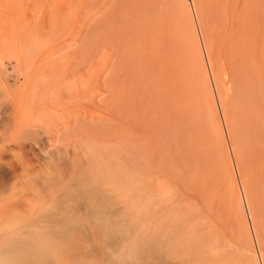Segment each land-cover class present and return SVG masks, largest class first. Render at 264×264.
Masks as SVG:
<instances>
[{
    "label": "rangeland",
    "instance_id": "rangeland-1",
    "mask_svg": "<svg viewBox=\"0 0 264 264\" xmlns=\"http://www.w3.org/2000/svg\"><path fill=\"white\" fill-rule=\"evenodd\" d=\"M3 1L5 2V0H0V5H1L0 6V18L7 20V18L10 15L13 17V18L11 17L12 22L14 20V17L17 19V21L14 20L13 23L11 22V20H9L11 22V25L12 24L15 25L16 22H18V21H19V23L22 24V27H20L21 24H18V26L20 25L19 27L17 25H15V26L18 28V29H16L17 30L16 33L18 32L17 34H19V32H20L19 35L22 37L21 38V37H18L19 35L18 36L16 35L17 40L20 42H21V40H23V42H21V43L26 42V43H24L26 45H24V44L22 45L23 49L26 51V52H24L25 54L23 53L24 56H23V54H21L22 52H19L21 57H23L25 59V62H26L25 65L27 64V66H25L23 64V66H22L23 70L27 69L28 71H30L29 73H31V74H29V75H30V77L32 76L34 83L37 79H40V82L43 81L42 83H39V80H38V82H36L35 85H37V83H38V84H42L43 86H45L44 83L45 84L47 83L50 86H52L53 84L51 85V83H53L54 80H52L53 82L51 81V83H50V81H48L47 75H46L47 79L42 80V77H44L45 74H49L53 77L54 74L52 75V73H50V72H53V73L56 72L59 74L58 75L55 73V75H54L55 81H56V79H58V78L59 79H58V81L54 82V84L57 82L61 83L60 78L62 80L66 79L65 80L66 82L62 81V83H64V84L61 83V86L63 88V89L61 88L62 91H59V94L61 92L62 97L64 98V100L60 99L63 101L64 106H65V104H68L69 101L72 102V101H74V99H77V100L81 99L80 101H78L80 103H78L77 100H75L76 103L74 101L73 104L69 102L71 104V107L72 106L73 107H75V106L80 107L81 106L82 107L81 109L77 108L79 110V112H77L76 108H74V111L77 113H71L74 111L70 110L71 111L70 112L69 108H68V110L65 107H64L65 110L63 109V111H66V110L69 111L67 113L68 114L71 113V116H73V118H75V119L70 118L71 116L69 117V115L64 112L63 114L66 115L65 117H69L68 119H70V122H71V120L76 121V122L73 121V127L74 128L71 127L68 132L63 133V136H65L64 138H66V137H67V139L70 138L72 141L73 140L74 141L78 140L80 142L83 141L84 143L86 142L85 144H87V142L93 143L91 141L96 139L97 142L94 140L95 141L94 143H97V144H96V146L94 144H92L93 145V147L91 146L92 148H94V147L97 148L99 146L98 142L101 143V145L104 147L107 145V147H110L109 149H112L111 147L113 146L112 152H114V151L115 152H114V156L112 157L111 162L114 165L115 171H116V173H115L116 179L113 182L114 185L112 184L113 185V192H114L113 194H117L120 196H130V198H132L134 195L141 194L140 193L141 192V185H139L137 182H134L132 180V178H130V176L128 175V171H129V167H130L131 163L133 162L132 164H136V158L138 159V157L141 155V154L140 155L138 154V156L136 155V158L134 159L136 149H134L135 152L132 151L133 144L139 140L136 137V133H135V135L133 134L134 132H137V131H134V129L131 128V127L135 126L136 122L138 123V121H139V124H140V125L138 124L137 127L141 126L144 123L141 127L145 128V124L147 122L146 117L149 116L148 119L150 118V120H148L149 123H147V124H153L154 126H156V127H154L155 129L158 127V125L161 126L164 124L163 127H160V126H159L160 128L158 127L160 129V131L161 132L165 131V132H163V134L165 133V135H166L167 130L169 129L168 133H167V135H168L167 137H170L169 133L171 134V132L174 134V136H173V134H171L172 135L171 136V144L172 143L174 144L176 141L178 143L181 142V140L183 141V142L179 143V145L181 144L180 147L177 146L178 144L176 142L175 143L176 145L174 144L176 149H173L174 145L173 144L171 145L169 143L170 138H168V140L166 138L164 140H161L162 142L164 141V143H163L164 145L162 146V142H161V144H159L160 146L158 145L159 146L158 150H161L163 148L161 151H163V150L167 151V152L163 151L161 153L163 156H164V154L167 153L165 155V158H167V157L172 158L169 160L170 163L173 159L176 160V158H174V157L177 156L178 160H179L177 162H179V163H177V167H175L176 169L175 168L172 169L171 172L168 171V170H170L167 168L168 166H165V164L163 165V163H161V164L163 166H165L164 168H166V169H164L162 167L161 168L160 167L155 168V167H158L157 165H159L160 162L165 161V159L163 157H161L162 156L161 153H160L161 156L158 154L159 151L157 153V151H156L157 147L154 144V139L155 138L158 139L159 137L161 138V136L160 135L155 136L154 139L152 136V134L157 133L159 129L157 128L156 132H155L152 129L147 130V128L150 127L149 125H148L149 127H146V129L141 128V127H140L141 129H139V128L135 127L138 130V132H137L138 137H141L143 132H144L143 135L147 134V136H145L144 138H141L142 141L139 140V142H141L143 144H147V143L150 144V146H148L149 145L148 144V145H144V147L142 144H140L141 146L138 145V148L142 147L147 151H148L147 148H149V151H150V152L148 151V154H147V151H144V149H142V148H140L139 150L137 149V151H139V152L141 149L144 151V154L142 153L141 157L143 155H145L147 157H145V156H143V157L149 160V158L154 154V152H156L157 154L156 153L155 154L157 156L158 155L160 156L159 159L161 158L160 161L158 159H156L157 161L155 159L153 160V158H151L152 161L146 160V162H151V163H148V166H150V167H147V164L145 163L144 160H142V161H144V163L140 162L141 159H143V157L142 158L140 157L141 159L139 158L140 159L139 161L137 160L138 163L142 164V166L149 168L148 171H150V173L151 172L155 173L156 177L154 176L155 182L153 181V183L154 184L158 183L161 185L160 189H162V193H163L162 196L163 197H160V198H163V200H164L165 198H168L170 196L169 199L167 200V201H169L170 198L174 195L171 198L172 200H170L172 202L169 201L168 204H166L165 206L166 207H173V209H174L180 204L181 206L178 207V209L177 208L174 209L175 212H176V210L178 211V210H182V209H183V211H185L182 214L179 213V211H178L179 216L181 214V216H180L181 219H177L176 221L172 222L171 225L169 222L173 219L172 217H171L172 219L170 218L171 220L168 219L167 221L166 220L164 221V222H167V225H165V226H168V227H169V225L171 226V227H169V228H171L170 232L174 231L169 236V239L165 240L161 237H158V239L156 241H150V239L148 238V244L149 245H148L147 249H145L143 252H141L140 255L137 257V259L135 260L136 264H193V262H194V264H201V263L207 264L205 262H208V261H209V264L211 262L213 264H216L215 261H217V260H218L217 264H219V263L220 264H227V263H225L224 260L228 257V255L231 254V252H229V251H232V248L234 247V245H232L233 244L232 240H234V237H235V239H237L239 241V243H240V245H242V247L245 245V247L247 249H245V247H243L244 248L243 251H238L237 248L234 247L235 252L236 251L237 252L234 253V250H233L232 254H234V255H230V258H232V256H234L235 260L232 258L233 260L229 261L231 259L228 257L229 259H226V262L228 260L229 264H233V263L243 264L242 262H244V261H246V262L249 261V262H251V264H253V262H252L253 256L252 255L253 254L255 255L256 251L258 253H262L264 256V33H263L264 32V14H263L264 13V0H195L197 10H198V14H199L198 16L200 18L199 21L201 24V28H203L202 34L206 40L204 43L207 44L206 45L207 47H209L207 51H209L208 54L211 57V59H210V60H212L211 62L214 63V65H213V63H211L213 66L212 70L217 68L214 71L217 72V70L219 69L218 72H221L222 71L221 69L224 70V68H223V65H224V67H226L228 69V70H224V71H226V72L228 71V73H229V76L227 75L229 78H226V80L224 82H227V81L230 82L231 81V85L227 84L231 87V89H228V88H230L229 86L227 88L225 86H223L224 88H223V90L221 88V92H220V87H219V95L217 97L220 96V93H222V94L224 93V94L222 97L220 96V98H218V99L214 98V97H212V99H211V96L207 95V94H209V91H208L209 89H206V88H209V87L211 88V84H210V82H208V79H210V77H209V73H208L207 69L205 70L206 72L205 71L203 72L201 70V68L203 66H200V67L198 66L199 63H201V62H199L197 64V62H198L197 60L199 59L198 57H201V55H200L201 53H199V55H198V53H196V52H199V48L197 49L198 46L195 42L196 38L194 36L193 29L191 28L192 24L190 23L191 20L189 18V13H187L188 11H186L187 7H186L184 0H174V1L173 0H70V1L69 0H59V3H57L58 1H56V0H52L53 2L51 0H43V1L42 0H21V2H20V0L19 1L18 0L17 1L16 0H9L10 2H12V4H8L9 1H7V0H6L7 3H3ZM229 1L231 2V5H230ZM33 2H34V4H33ZM55 2H56V4H55ZM3 4L4 5L6 4L5 7ZM14 4H16L15 8H11L10 5H12V7H14ZM30 5H32V6H30ZM49 5H52V6H49ZM234 5L236 6V8ZM7 6L10 8V13L12 12L14 14V16L12 13L10 14L8 12L9 9L7 8ZM16 6H17V9H16ZM34 6H35V8H34ZM44 6H45L46 10L44 9V12H43ZM229 6H230V8H229ZM82 7H84V8H82ZM50 8H51V10H50ZM233 8H235L234 11L232 10ZM63 9L66 10L67 12H65ZM47 10H49V11H47ZM54 10H55V12H54ZM229 10H231V11H229ZM237 10L240 11L238 13L239 15L237 14V12H238ZM47 12L48 13L51 12L50 14H53V16H56V20H54L55 17H53V19L50 20L52 15L48 14ZM233 12H234L236 17L234 16ZM243 12L245 14H243ZM42 13H44V14L47 13L45 15L50 17V19L48 17L50 22H52V23L54 22L53 25H49V27L50 26L54 27V28H51V30L53 29L52 32L51 31H49V32H51L53 34V31L55 30V28H58V31L54 32V33H56L55 35L54 34L52 35L51 33L49 34V32H47L48 34L45 33V35L46 34L48 35V36L46 35L47 37L42 35L44 33V29L42 30V26L44 25L43 22L47 21V19H45V21H42V19L45 18L44 14H42ZM94 13H96L97 15ZM227 13H228V15H227ZM240 13H242L243 15ZM250 13L252 14L251 18H250ZM15 14L16 15L18 14L19 16L17 15V17H16ZM65 14H66V16H65ZM7 15H8V17H6ZM42 15H43V17H42ZM84 15H85V17H84ZM237 15H238V17L240 16L242 18L241 21L243 23L238 19ZM57 16L58 17L61 16V18H63L61 23H59L61 21V19L58 18ZM41 17H42V19H41ZM252 18H255L256 20L255 19L253 20ZM29 19L37 20V21H34L36 24H34V22H32ZM6 20L5 21L0 20V22L1 23L4 22V24H5ZM26 20H29V23L26 22ZM49 20H48V22H49ZM232 20H233V22H232ZM55 21L57 22V25L60 24V27H56L57 25H55L56 24ZM237 21H239V22H237ZM10 22L8 24H5V25L1 24V26L3 27V25H4L6 27H9ZM76 22H77V25H75ZM80 22H81V24H80ZM262 22H263V24H262ZM38 23H40V24L42 23V24L40 25ZM231 23H232V25H231ZM240 23H242L243 25ZM14 25L11 26L13 31H14V28H16ZM239 25H240V27L242 25V27L240 28ZM253 26H255V27H253ZM31 27H35V30ZM28 28H29V32H28ZM43 28H45L46 31L50 30L47 27V22L45 23V26H43ZM9 29H10V27H9ZM30 29H31V32H30ZM81 29H84V30L86 29L85 33H84V30L82 31ZM240 29H242V30H240ZM39 30L43 31V32L41 31L42 34H40ZM32 31L34 33L36 32V34L33 35L34 33H32ZM77 31H78V33H77ZM59 32H61V33L59 34ZM23 33H24V35H23ZM118 33H119V36H117ZM25 34L29 35V37L31 34V37L30 38L28 37L29 38L28 39L27 36H25ZM235 34L237 37L235 36ZM79 35L81 36V38L78 37ZM33 36H34L35 40L32 39ZM36 36H37V38H35ZM39 36H40V39L38 38ZM239 36H240V38H239ZM45 37H46V39H45ZM241 37H243V38L241 39ZM75 38H76V40H75ZM235 38H239L240 40L239 39L237 40ZM24 39H25V41H24ZM31 39H32V42H36V41L37 42L33 44L31 42ZM43 41H45V42H43ZM41 42H43V44ZM27 43H29V45H27ZM31 43L35 46L37 44V46H38V47L36 46L37 49L32 45L36 50L32 46H30ZM73 43H74V45H73ZM72 45L74 46L73 48H72ZM18 46L21 49L22 46L20 44H18ZM26 46L28 47L29 53L27 52L28 50L25 49ZM30 48H33V49L31 50ZM93 48L95 50H92ZM71 50H72L73 54L71 53ZM85 50H87V51H85ZM32 51H34V52H32ZM35 52H36L37 56H35V54H34ZM62 53H64L65 56H63L64 54H62ZM80 53H82V54H80ZM47 54H50V57ZM55 54H56V57H55ZM88 54H90V55H88ZM25 55L27 58H25ZM52 55L54 56L55 59L53 58ZM73 55L76 57V59H74L75 57ZM6 56H7V54H5V58H4V60H2V64H3L2 67L0 66L1 81L5 84H13L16 82L18 87H23V83L25 84V82H26V76L23 74H20L22 67L19 68V70H18L19 72L11 74V72H9V71H10V69L13 68V66L14 67L16 66V61H14L13 58H10V55H8L9 57L8 56L6 57ZM61 56L63 57V59H60V58H62ZM242 56H244V57H242ZM217 57H219V58H217ZM44 58H46V61H44L45 60ZM66 58H68L69 60L67 61ZM83 58H85V59H83ZM191 58L195 60L193 62H196V65H195V63L193 65L192 62L191 63L188 62L189 61L188 59H190V61H192ZM202 58H203V56H202ZM255 58H257V60L259 61L260 64L257 63L256 65H254L253 60L257 61ZM42 59H44V60H42ZM35 60H36V62H35ZM50 60H51V64L50 63L49 64L51 66L48 65V67H47V64H48V62H50ZM80 60H81V62H79ZM110 60H112L111 63H110ZM199 60L201 61V59H199ZM31 61L32 62L34 61V62L32 63ZM43 61H44V63H43ZM93 61H95V62H93ZM28 62H29V64H28ZM64 62H66V63H64ZM69 62L71 64H69ZM97 62H99V63L96 64ZM36 63L42 64V65H40V67H42L43 65H45L46 67L43 66V69H40V67L36 66L37 65ZM83 63H85V64H83ZM94 63H95V65H94ZM217 63L220 65H218ZM30 64H31V70L32 71L30 70ZM65 64L67 65V67ZM187 64H189V65H187ZM217 65L219 66V68L217 67ZM257 65L259 67H256ZM54 66H56L55 67L56 71H53L54 69L52 70V67L54 68ZM78 66L79 67L82 66L81 68H82V70H84L83 76H84V72H87V71L91 70V68H92V71H91L92 74L88 75V73H90V72L86 73L90 77V79H87L88 76L87 77L85 76L86 78L85 77L81 78L80 75L82 74V71H81V73L79 72L81 68L78 69ZM189 66H193L194 69L192 67L190 68ZM194 66H196V67H194ZM197 66L199 67V69H197L198 68ZM35 67L37 68V70L39 68L38 71H40V70L41 71L38 72L37 70H35L36 69ZM49 67H50V70L48 71L49 72L48 73L47 70L49 69ZM75 67L79 70L78 71L76 69L79 72L78 73L79 75L77 76L78 77L77 80L81 81V79H82V81L83 80L86 81L83 83V86L81 84L82 82H80V84H81L80 85L76 80L75 75L77 73H76ZM96 67H97V69H95ZM104 68L107 70L105 71ZM172 68L174 70H172ZM242 68H243V70H242ZM257 68L258 69L260 68L259 71L262 72L261 77L263 76L262 77L263 79L262 78L260 79L259 71H257ZM85 69H86V71H85ZM97 70L100 71L99 72V74L101 73L100 75L98 74ZM170 70H172V71H170ZM193 70H194V72H193ZM35 71L38 72L37 74L40 75L39 77L34 75ZM44 71H45V73H44ZM74 71L76 73V74L74 73L75 84L78 83L80 86H82V87L78 86V89L80 88V90L78 92L81 93V89H84L85 85L87 87L88 86L91 87V86H93L92 84L94 83L95 86H93V88H88V89H90L91 93L87 92V91H86L87 93H84V90H83L82 91L83 94H78V92L76 91L77 94L81 96L79 98L78 95H76V92H74V91H73L75 93L74 95H71L70 92L69 93L66 92V88H67L66 86L69 85V87H70L73 84V80L71 81L70 78L73 76L72 73ZM93 71H95L96 73ZM168 71L170 73L172 72L171 75H169L170 73ZM224 71H222V72H224ZM67 72H69V75L67 74ZM215 72H213V74ZM63 73L65 75L67 74L66 78H65V75L63 76ZM93 73L95 75L97 74L96 76H98V77L102 76L101 80H99L98 77L96 80H94L95 76ZM202 73H205V74L208 73V74L204 75V77H203ZM10 74H11L12 78H10ZM102 74H104V75H102ZM175 74H178V77H177V80H179L178 82L175 78V76H177V75H175ZM91 75L94 76V78H92L93 80H91V77H93ZM173 75H175V76H173ZM190 75H192V76H190ZM216 75H217V73L215 74V76ZM57 76H58V78H57ZM220 76H219L220 80L219 79L218 80H219V83L221 85L220 84L219 85L220 86L226 85L225 83L221 82L222 79L224 80V76L222 74ZM48 77L50 78V76H48ZM68 77H70V78H68ZM168 77L173 78L174 82L172 81L173 79L171 80ZM34 78H36V79H34ZM51 79L52 78H50L49 80H51ZM68 79H70V82L72 83L71 85L69 84L70 82H68L69 81ZM88 80H89V82H88ZM97 81L98 82L100 81V82L98 83ZM204 81L209 83V84H207L206 88L204 86L206 84L203 83ZM168 82H170V83H168ZM88 83H89V85H88ZM172 85H173V87H172ZM57 86H54V87H57ZM63 86H65V88ZM99 86L102 87L103 90H101L102 88H100ZM174 86H175V88H174ZM200 86H202V87H200ZM37 87H38V85H37ZM58 87H60V84ZM87 87H86V90H88ZM95 87H98V89H96ZM76 88H77V86H76ZM91 90L93 91V93H97V94H95L96 98H98V96L100 98H98V99L94 98L93 99V96L95 97V95H93V96L91 95L92 94ZM96 90H98V91H96ZM201 90H202V92H201ZM254 90H257V91H254ZM63 92H65V93H63ZM73 92L71 91V93H73ZM254 92H256V93H254ZM134 93L136 96L139 95L137 97L141 98L142 99V100L140 99L141 101H143L144 98L146 99V100L145 99L144 100L146 101V104H147V107H145L147 110L145 108L143 109V107H142L143 103L140 104V100L139 99L137 100L136 99L137 97H135V95H134V99H132L133 98L132 94H134ZM252 93L255 95H252ZM65 95H66V98H65ZM68 95H69V97H68ZM72 96L73 97L77 96V98H75V97L70 98ZM142 96H144V97L142 98ZM252 96H253V99H256V100H252ZM62 97H61V95L59 96V98H62ZM203 97L205 98V100ZM223 97H224V99H223ZM1 98H2V96H0V116L2 118V116H4V114L6 112V107H4V105L6 106V102H5V100H2L4 98H2V99ZM102 99H104V100H102ZM131 99L133 101H135L136 105H137V102H139L138 103L139 105L136 106ZM184 99H185V101H183ZM192 99L195 101L194 106H192L193 103H191V106L193 107V108L192 107L191 108L193 109V111H198V112L200 111L199 113H201V111H202V113H203V114L201 113V114L197 115L199 119L197 117L195 118L196 115L193 116L196 113L198 114V112H196L192 115H189V113L191 112V111H189L191 109L190 106H189L190 109L188 110L189 113H187V109H186V107L188 108L187 104H190L189 102H194V101H190ZM219 99H222V101L221 100L220 101L224 103V104H221V105H224V107L219 105L221 103L219 101ZM93 100L97 101L96 102L97 104ZM197 100H198V102H200L198 106L196 105ZM210 100L216 101V102L214 101L215 103L213 102L214 106L212 104V101H210ZM62 101H60V102L62 103ZM249 102H251V103H249ZM77 103H78V105H76ZM252 103H254V105ZM255 103H256V105H255ZM175 104L179 105L182 108H185L186 110L183 109L185 112L184 111L181 112L179 106H178L179 110H176L175 107H177V106ZM174 105H175V107H174ZM182 105H184V107ZM62 106H63V104H62ZM143 106H145V105H143ZM166 106H168V108ZM253 106H254V108H253ZM259 106H260V108H259ZM97 107H98V110H97ZM132 107H134V108H132ZM149 107H150V109H149ZM171 107H174V109ZM194 107H197V108L202 107V109L201 110H199L197 108L194 109ZM172 109H173L175 114L173 113V111H171ZM90 110L93 111L95 114L90 112ZM99 110H100V112H99ZM107 110H109V113ZM144 110H146L145 114L147 116H145V114H143V118H141L142 115H140V114L142 113V111L145 112ZM169 110L171 111V113ZM138 111L140 112V114H138L139 113ZM166 111H168L167 113H170V115L167 114ZM193 111L191 113H193ZM85 112H86V115H84V117H83V115H80V114H83ZM132 112H134L135 114H133ZM160 112L162 113V115H163V113H166L169 116L166 115L167 118L164 119L165 115H163V116L161 115L163 117V118H161L159 116V114H161ZM209 112H212V113H209ZM183 113H184V115H183ZM186 113L188 115H185ZM206 113L209 117L206 115ZM221 113H223V114H221ZM76 114H77V116H76ZM154 114L157 116V118H159V119L161 118L160 120L162 123L159 121V119L155 118ZM173 114L175 117L178 116L176 121L173 119V116H172ZM176 114H177V116H176ZM180 114L182 115L181 117H180ZM91 115L95 119L92 118ZM201 115H203V116H201ZM132 116H136L135 118L137 119V121L134 117H133V119H134L133 120ZM139 116H140V119H138ZM185 116L194 117L191 119L189 118L190 120H193V123L191 124V122H190V123H188L189 125L187 123H185V122H187V120L186 121H183V120L188 118ZM223 116H225V117H223ZM77 117H80L81 119L80 118L78 119ZM97 117H99L100 119H97ZM179 117L180 118L183 117V120L181 119L182 120L181 122L179 121L180 120ZM76 118H77V120H76ZM202 118L205 119V123H206V124L204 123L205 125H207V126L210 125L209 126L210 128L212 127V129L207 127V131L209 132L207 134H209V135L208 136L205 135L206 137H204V135H203V134H206V130H205L206 127H205V125H203L202 120H204V119H202ZM223 118H225V120ZM142 119H143V121H142ZM167 119H168V121H167ZM194 119H196L198 121L195 122ZM153 120H155L156 122L150 123ZM157 120H158V122H157ZM165 120L167 123L163 122ZM173 120H174V122H173ZM132 121L134 124L133 126H132ZM223 121L225 123V126L223 124ZM175 122L180 123V124L178 125ZM188 122H189V120H188ZM75 123H76V125H75ZM147 124H146V126H147ZM165 124L170 125V127H168V125H166V127H168L167 130L164 127ZM153 125H152V127H153ZM174 125L175 126L178 125L179 126V127L177 126L178 129ZM180 125H182L183 128ZM187 126H189V127H187ZM192 126H195V127H192ZM197 126H202V127H197ZM171 127L174 128V130H172ZM184 127H186V128H184ZM39 128L35 127V129H33V128H29V127L27 128L26 126H24L23 128L17 129L15 136L11 137L9 142L7 141L8 142L7 146H9L8 151H0V157H1L0 166L6 171L9 170L8 168L10 166H14L17 169L18 178L21 180L38 179V178H43L44 176H46V174H45L46 172L44 171L43 167L39 164V160L41 157L45 156V153H46L45 151H47L46 149H48L50 147L49 152L50 151L55 152V147L58 146V145L54 146L57 143H56V141L51 140L52 139L51 137L53 135L50 137V135L47 134L48 132L46 130H42V128H40L41 129L40 130ZM208 128H209V130H208ZM259 128H260V130H259ZM142 129H144L145 131ZM180 129H181L182 133H181ZM186 129H188L189 131L187 132ZM197 129H198V131H196ZM199 129L201 131H199ZM225 129L227 130V133H226ZM33 130L35 131V133H33L34 137H31V136L28 137L27 135H25V134L30 133V131H33ZM170 130H172V131L169 132ZM221 130H223L221 132L224 134V135L222 134L223 136L219 132ZM42 131H45L46 135L43 134ZM173 131H176V133ZM184 131L186 132L185 135H183L185 133ZM202 131H204L205 133ZM140 132H141V134H139ZM151 132H153V133L150 136L149 134ZM161 132H160V134H162ZM179 132H180V135L182 134L181 138H180ZM190 132H191V134H190ZM199 132L201 133V135L199 134ZM188 133L190 135H188ZM198 134H199V136H198ZM133 135L135 136L137 141H135V139H133L134 138ZM148 135L150 138L148 137ZM165 135L163 137H165ZM183 136H185V137H183ZM201 136H203L204 138ZM176 137H177V139H175ZM145 138H146V141L148 139H150V140H148V142L146 143V141L144 140ZM196 138H197V141L195 140ZM54 139H55V137H54ZM67 139H65V140L67 141ZM199 139H200V141H199ZM71 140H70V142H71ZM100 140H102L104 143L102 144V142H100ZM143 140H144V142H143ZM165 140H167V141L165 142ZM186 140H188V141H186ZM206 140H208V141H206ZM210 140H212V141L210 142ZM52 141L55 142V144ZM131 141H133V144H131ZM47 142L51 143V144L53 143L52 148H51L50 144H47ZM68 142H69V140H68ZM107 142H110V143L108 144ZM157 142H160V139H159V141H156L155 143H157ZM76 143H78V142H76ZM84 143H82V145L80 146L81 150L82 149L85 150V148H83L84 146H86ZM105 143H107V144L104 145ZM166 143H167V145H169L167 147H169L170 151L168 150V148H167V150L164 149L166 147L165 146ZM61 144L63 145V143H60V145ZM136 144H138V142ZM136 144H134L135 147H137ZM231 144L233 145L232 147H231ZM153 145L155 147H153ZM47 146H49V147H47ZM61 146H59L58 148H63V146L62 147ZM102 146H100L101 150L103 148L102 152H104V151L111 152L107 147L104 148ZM145 146L146 147L148 146V147L145 148ZM151 148L154 151L150 150ZM153 148H155L156 150ZM231 148H232V150H231ZM98 149H100V148L98 147ZM130 149H131V151H130ZM151 151L153 152V154H150V157H149V153H151ZM82 152L80 151V154H82V156H85V152H83V153ZM102 152H100V153H102ZM106 152H105V154H107ZM109 152H108V154H112V152L111 153H109ZM131 152L134 153V157H132L133 154L130 155ZM139 152H137V153H139ZM171 153H172V156H170ZM155 154L153 155V157L157 158ZM173 154H174V156H173ZM74 157L76 158V153L73 154V158ZM131 158H133L135 161L134 160L131 161L130 160ZM153 161H155V162H153ZM158 161H159V163L156 164V162H158ZM166 161H168V160L166 159ZM229 161H231V162L229 163ZM172 162L175 163L176 161H172ZM232 162L233 163L237 162V167L239 166L238 167L239 178L241 180L243 179V183L245 182L243 184L244 189L247 188L246 191L248 190L247 194H249V195L247 197H249L248 198L249 202H250L249 207H250V209L253 210L252 214L254 216V221H253L254 225H255L254 227L257 230V234L259 236L258 240H261L260 241L261 245L259 242V245H260L259 250L257 249L256 244L253 241L250 243V244H252L251 245L252 247L249 245L248 238H246L247 233H245L243 228L242 229H241V227L239 228L240 223H239V226H237L235 224V223L239 222V221L235 222V220L239 219V217H237V216L240 212L239 211L240 207L237 206L238 204H237V202H235V198L238 196V194H240V192L238 193V191H240V190L238 189L239 188L238 182H237L238 176L235 174L236 172H235L234 165ZM152 163L154 164V167H153ZM174 163H171V164H173V167H174V165H176ZM140 164L138 166H140ZM166 164L170 165L169 167H172V165L169 164V162H167ZM230 164L233 165L232 166L233 168L231 167ZM142 166H140L139 169L140 170L142 169V171H143L145 168H142ZM159 166H161V165H159ZM232 169L234 171H232ZM62 171L63 172H60V171L50 172V177H52V178L66 177L67 179H69V178L78 177V175H82V177L87 178L91 174L90 171L87 169H84L80 174H77L76 168L75 169L69 168V170L64 169ZM146 171H143V172L146 173ZM148 171H147V173H148ZM160 171H162V172L160 173ZM179 172H180V174H179ZM167 174H168V176L170 174L171 175L168 177V176H166ZM145 175L146 174H144V177H145ZM9 176H11V174H8V173L3 174V177H5V178H8ZM140 176L143 177V174L139 175V177L137 175V180L142 179ZM160 179L162 180V182H164V184L161 182ZM157 180L160 182H158ZM168 185H169V190H168V188H166ZM228 186H230V187H228ZM237 186H238V188H237ZM104 187H108V186H104ZM185 187H186V189H185ZM188 187H189V189H188ZM165 188H166V190H165ZM192 188H194L195 191H193ZM155 189H157V188L155 187ZM163 189L165 190L164 192H163ZM206 192H208L207 194L209 196L207 194H205ZM164 193H166V194H164ZM207 196H208L209 201H212V199H213L212 197L215 196L214 197L215 199L212 202V206H210L211 202L209 203V201H208V204H207V201H204V199H205L204 197H207ZM220 197L226 198V201L229 199L230 200H229V202H226L224 200L220 201L221 200ZM233 197H234V199H233ZM127 198H129V197H127ZM183 199H186V200L191 199V200H189L188 202L186 201L187 202L186 203V202H184L185 200H183ZM232 199H233V201H232ZM165 201H166V199H165ZM175 201H176V205L173 204ZM223 201L226 202V203H224L225 210H224V208H222L223 207ZM203 202H205L204 204L206 206L202 205ZM232 202L234 204H232ZM143 203H136L137 205L136 204L134 205L133 213L134 212L135 213L141 212V213H139V215H136L134 213L138 217L136 219L134 217L135 220L131 224L129 231L127 233H125L126 235L124 236L123 234H121V236L126 237V238H131L130 234L134 235L135 231L137 232L138 230H141V229H142L141 231L144 230L145 222H143V221L146 220L147 216L145 215V213L143 211L137 212L139 210L137 208H141L138 205L139 204L142 205ZM169 204H171L172 206H170ZM185 204H187V205H185ZM193 204L196 206H194ZM216 205H217V207H216ZM182 206L185 208H183ZM187 206H189V207L192 206L193 210H192V208L190 209ZM214 206H215L216 210H214ZM205 207L208 208V211L205 209ZM188 208H189V210H188ZM195 208L198 211L194 212ZM237 208H238V210H237ZM136 209H137V211H135ZM209 209H210V211H209ZM211 209H213V210H211ZM190 210H192V212H190ZM183 211H181V212H183ZM229 211H230V213H229ZM233 212H235V213H233ZM142 214L145 216L143 217ZM234 214H235V216L237 214V216H236L237 219H235ZM221 215L225 216L224 217L225 220ZM227 215L229 216V218L227 217ZM253 216H252V219H253ZM180 217H178V218H180ZM203 217L205 219H203ZM192 218L195 220H192ZM198 218H199V220H198ZM227 218H228V220H227ZM178 220H180V221H178ZM208 221H210L211 223L209 224ZM222 221H223V223H222ZM225 221H227V222H225ZM200 222H202V223H200ZM162 223H163V221H162ZM168 223H169V225H168ZM173 223H175V224H173ZM194 223H197V224H194ZM199 223H200V225H199ZM192 224H194V226L195 225H197V226L194 227V226H192ZM204 224H206V225H204ZM142 225H143V227H142ZM207 225L210 226L211 229H209V227ZM236 226H237V232H236ZM190 227H193V228H190ZM228 227H231L230 230L233 231V233L231 232V235L229 234ZM185 228H186L185 233H186V231H188L187 232L188 235H185L184 233H182V231H184ZM190 229H192V230L190 231ZM203 229H206L205 233H204V231L202 233H200V231H202ZM238 230L240 231V233L238 232ZM218 231H219V233H218ZM210 232H212V233H210ZM217 233L219 235L220 234L224 235L223 236L224 238L222 236L221 237L223 239H227L230 242L229 246L232 245V247L231 248L228 247L226 245L227 244L226 240H224L225 241L224 244L226 246V248L224 246V249L226 250L228 247L227 250H228V253H230V254L226 255V253L224 252L223 255L224 256L226 255L225 258L223 255H219V256H216L217 258L215 257L217 259L216 260L214 258V255H216V254L218 255V253L215 254V251L217 250V248L221 249L222 244H223V241L221 242L220 237H216V238H218L220 240L221 244L219 241H216V239L213 238V237L218 235ZM194 234H196V236L199 237V240L196 242L192 241V239H191V237H193L192 235H194ZM237 234H239V235H237ZM240 234L242 237H240ZM149 236H150V234H149ZM185 236L186 237L188 236V237L185 238ZM250 236H251V234H250ZM181 237H183L182 238L183 240L181 239ZM238 237H240L242 239L240 240ZM177 238H178V240H177ZM211 239L212 240L215 239V241L218 242V244H210ZM174 240L177 242H175ZM208 240H209L210 246L212 245L211 247L213 249H214V247H216L215 248L216 250L213 251L212 248L209 249V247L206 245V244H208ZM183 241H184V244H183ZM190 241L192 242L193 246L191 245ZM189 242H190V245H188ZM193 242H194V244H193ZM171 245H172V247H171ZM184 246L185 247L187 246V247L185 248ZM200 246L201 247L203 246L202 247L203 250L200 249ZM178 247H180V248H178ZM206 247H208V248H206ZM248 249H250V250H248ZM222 250H223V247H222ZM222 250H220V251H222ZM225 250H223V251H225ZM227 250H226V252H227ZM245 250L247 251V254H244V256L245 257L248 256L249 259H248V257H247V259L245 257L244 258L242 257V259L244 261L239 260V259H241V258H238L239 252H241L240 256H243L242 253ZM200 251L204 252L203 255H202V253L201 254L199 253ZM212 252H214V254ZM249 252L251 254H249ZM205 253H206V255H205ZM258 253H256V255H258ZM193 254H194V256H193ZM212 254H213V256H212ZM219 254H220V252H219ZM195 255H197V257L198 258L200 257L201 259L199 258L198 259L199 261H198L197 257H195ZM204 255H205V257H204ZM207 255H211L212 256L211 258H213V260H211L210 256L206 257ZM185 256H187L188 258L186 257L187 258L186 259ZM191 256H192V258H191ZM221 256H223L222 258H224V259L219 258ZM202 257L205 258V262H203L204 258L202 260ZM208 258H210V259H208ZM206 259H208V260H206ZM222 260L224 261V263ZM237 260H239V262ZM186 261H188V262H186ZM246 262H244V263L246 264ZM249 262H247V263L250 264Z\"/></svg>",
    "mask_w": 264,
    "mask_h": 264
},
{
    "label": "bare ground",
    "instance_id": "bare-ground-1",
    "mask_svg": "<svg viewBox=\"0 0 264 264\" xmlns=\"http://www.w3.org/2000/svg\"><path fill=\"white\" fill-rule=\"evenodd\" d=\"M7 1H9V0H7ZM7 1L5 0V2L3 1V3H7ZM17 1V0H16ZM19 1V0H18ZM43 1V0H42ZM52 1V0H51ZM50 1V2H51ZM56 1H58L57 3H59V0H56ZM70 1V0H69ZM174 1V0H173ZM185 1V4H186V7H187V10L186 11H188L187 13H189V18H190V20H191V24H192V29H193V33H194V36H195V38H196V40H195V42H196V44H197V49L199 48V52H196V53H198V55H199V53H201L200 55H201V57H198L199 59H201V61L198 59L197 61V64L199 63V62H201V63H199V67L200 66H205L204 68L202 67L201 68V70L204 72L206 69H207V71H208V73H209V77H210V79H208V82H210V84H211V88L209 87V88H206V86H207V84H209V83H207V82H203L204 84H206V85H204L205 86V88L206 89H209L208 91H209V94H207V95H210L211 96V99H212V97H214V98H220V96L222 97L223 96V94L222 93H220V96L219 97H217L218 95H219V87H220V92H221V88H222V90H223V86H225L226 88L229 86V85H227V84H230L231 85V81L230 82H224L225 80H226V78H229L228 76H229V73H228V71L226 72V71H224V70H228L226 67H224V65H223V68H224V70L223 69H221L222 71H224V72H218L219 71V69L217 70V72H215L214 70H216L217 68H215L214 70H212V64L211 63H213V62H211L212 60H210L211 59V57L209 56V51H207L208 50V48L209 47H207L206 45L207 44H205L204 42L206 41L205 40V37L203 36V34H202V29L203 28H201V24H200V21H199V14H198V10H197V6H196V2H195V0H184ZM15 2V1H14ZM20 2H21V0H20ZM53 2V1H52ZM51 2V3H52ZM61 2V1H60ZM67 2V1H66ZM164 2V1H163ZM230 2V1H229ZM233 2V1H232ZM236 2V1H235ZM241 2V1H240ZM19 3V2H18ZM63 3V2H62ZM61 3V4H62ZM139 3V2H138ZM182 3V2H181ZM234 3V2H233ZM8 4H12V2H10L9 1V3ZM23 4V3H22ZM33 4H34V2H33ZM55 4H56V2H55ZM60 4V5H61ZM4 5V4H3ZM6 5V4H5ZM5 5H4V7H5ZM15 5L16 4H14V7H12V5H10V7L11 8H15ZM140 5V4H139ZM230 5H231V2H230ZM1 6V5H0ZM19 6V5H18ZM30 6H32V5H30ZM49 6H52V5H49ZM48 6V7H49ZM54 6V5H53ZM62 6V5H61ZM178 6V5H177ZM185 6V5H184ZM233 6V5H232ZM235 6V5H234ZM240 6V5H239ZM20 7V6H19ZM65 7V6H64ZM63 7V8H64ZM67 7V6H66ZM85 7V6H84ZM84 7H82V8H84ZM254 7V6H253ZM7 8L9 9V13H10V8L7 6ZM6 8V9H7ZM34 8H35V6H34ZM54 8V7H53ZM184 8V7H183ZM229 8H230V6H229ZM235 8H236V6H235ZM235 8H233L232 10L234 11L235 10ZM241 8V7H240ZM239 8V9H240ZM7 9V10H8ZM16 9H17V6H16ZM30 9V8H29ZM32 9V8H31ZM44 9H45V6H44V8H43V12H44ZM37 10V9H36ZM46 10V9H45ZM50 10H51V8H50ZM64 10V9H63ZM12 11V10H11ZM30 11V10H29ZM40 11V10H39ZM47 11H49V10H47ZM59 11V10H58ZM65 12H67L66 10H64ZM229 11H231V10H229ZM228 11V12H229ZM238 12H237V14L240 12L239 10H237ZM247 11V10H246ZM27 12V11H26ZM54 12H55V10H54ZM135 12V11H134ZM250 12V11H249ZM12 13V12H11ZM10 13V14H11ZM48 13V12H47ZM47 13H45V14H47ZM51 13V12H50ZM50 13H48V14H50ZM69 13V12H68ZM67 13V14H68ZM97 13V12H96ZM96 13H94V14H96ZM165 13V12H164ZM13 14V13H12ZM32 14V13H31ZM42 14H44V13H42ZM44 14V17L45 18H43L42 19V17H43V15H42V17H41V19H42V21H45V19H47V27L50 29V30H48V31H46L45 30V28H43V26H45V23L46 22H43V26H42V30L44 29V33L42 34V30H39L40 31V34H42V35H44V36H46L48 33L47 32H49V31H51L52 32V30H51V28H54L53 26L51 27H49V25H53L54 24V22L52 23V22H50V20H52L53 19V17H55V19L54 20H56V16H53V14H50V15H52L51 16V19H50V17L49 16H47V15H45ZM58 14V13H57ZM63 14V13H62ZM233 14H234V12H233ZM240 14H242V13H240ZM243 14H245L244 12H243ZM242 14V15H243ZM264 14V13H263ZM18 15V14H17ZM17 15L15 14V16L17 17ZM35 15V14H34ZM60 15V14H59ZM97 15V14H96ZM227 15H228V13H227ZM239 15V14H238ZM238 15H237V17H238ZM251 13H250V18H251ZM254 15V14H253ZM13 16H14V14H13ZM19 16V15H18ZM33 16V15H32ZM65 16H66V14H65ZM234 16H235V14H234ZM6 17H8V15L6 16ZM12 16H10L9 15V17L7 18V20L9 21V20H11V22H12V18H11ZM21 17V16H20ZM30 17V16H29ZM40 17V16H39ZM47 17V18H46ZM48 17H49V19H48ZM58 17V16H57ZM84 17H85V15H84ZM90 17V16H89ZM228 17V16H227ZM236 17V16H235ZM240 17V16H239ZM238 17V19L241 21V17L239 18ZM10 18V19H9ZM58 18H60L61 19V21L59 22V23H61L62 22V20H63V18H61V16L60 17H58ZM69 18V17H68ZM67 18V19H68ZM79 18V17H78ZM188 18V17H187ZM34 19V18H33ZM33 19H29V20H31L32 22H34V21H37V20H33ZM84 19V18H83ZM91 19V18H90ZM230 19V18H229ZM253 20L255 19V18H252ZM0 20L2 21V20H6V19H1L0 18ZM6 20V22H5V24H8L9 22ZM14 20L15 21H17V19L14 17ZM14 20H13V22H14ZM20 20V19H19ZM29 20H26V22H28L29 23ZM48 20H49V22H48ZM53 20V21H54ZM59 20V19H58ZM92 20V19H91ZM256 20V19H255ZM24 21V20H23ZM22 21V22H23ZM41 21V20H40ZM41 21V22H42ZM83 21V20H82ZM85 21V20H84ZM89 21V20H88ZM93 21V20H92ZM231 21V20H230ZM263 21V20H262ZM8 22V23H7ZM11 22H10V25H9V27H10V29H9V27H6V26H4L5 24H4V22H0V66L2 67V60H4V58H5V54H7V56L8 55H10V58H13L14 59V61H16V66L14 67L13 66V68L12 69H10V71L9 72H11V74L12 73H16V72H19L18 70H19V68H21L22 66H23V64L25 65V59L23 58V57H21V55H20V53L19 52H22L21 54H23L24 52H26L24 49H23V44L24 43H26V42H24V43H21V42H23V40H21V42L20 41H18L17 40V36L20 34V32H19V34H17L16 33V29H18L15 25H17L18 26V24H21V23H19V21L18 22H16V24L14 25V24H12L11 25ZM12 22V23H13ZM25 22V23H26ZM56 22V21H55ZM87 22V21H86ZM232 22H233V20H232ZM237 22H239V21H237ZM242 22V21H241ZM248 22V21H247ZM252 22V21H251ZM255 22V21H254ZM27 23V24H28ZM79 23V22H78ZM243 23V22H242ZM242 23H240V24H242ZM253 23V22H252ZM1 24H4L3 25V27L1 26ZM34 24H36L35 22H34ZM38 24H40V23H38ZM42 24V23H41ZM40 24V25H41ZM80 24H81V22H80ZM239 24V23H238ZM251 24V23H250ZM262 24H263V22H262ZM15 26L16 28H14V31L12 30V28H11V26ZM24 25V24H23ZM55 25H57V22H56V24ZM59 25V26H58ZM56 27H60V24H58ZM75 25H77V22H76V24ZM231 25H232V23H231ZM243 25V24H242ZM242 25H241V27H242ZM252 25V24H251ZM250 25V26H251ZM8 26V25H7ZM20 26V25H19ZM18 26V27H19ZM25 26V25H24ZM27 26V25H26ZM35 26V25H34ZM65 26V25H64ZM63 26V27H64ZM20 27H22V24H21V26ZM38 27V26H37ZM41 27V26H40ZM86 27V26H85ZM181 27V26H180ZM231 27V26H230ZM238 27V26H237ZM239 27H240V25H239ZM240 27V28H241ZM253 27H255V26H253ZM7 28V29H6ZM31 28H33L34 30H35V27H31ZM84 28V27H83ZM235 28V27H234ZM40 29V28H39ZM76 29V28H75ZM87 29V28H86ZM85 29V30H86ZM33 30V31H34ZM82 31L84 30V29H81ZM85 30H84V33H85ZM189 30V29H188ZM240 30H242V29H240ZM246 30V29H245ZM256 30V29H255ZM32 31V33H34ZM42 31V32H41ZM46 31V32H45ZM57 32L58 31V28H55V30L53 31V34L55 35L56 33H54V32ZM81 31V32H82ZM231 31V30H230ZM26 32V31H25ZM28 32H29V28H28ZM30 32H31V29H30ZM51 32H49V34L51 33ZM237 32V31H236ZM240 32V31H239ZM45 33H47L46 35H45ZM61 32H59V34H60ZM77 33H78V31H77ZM264 33V32H263ZM36 34V32L33 34V35H35ZM39 34V33H38ZM52 34V33H51ZM52 34V35H53ZM73 34V33H72ZM130 34V33H129ZM128 34V35H129ZM132 34V33H131ZM185 34V33H184ZM17 35V36H16ZM23 35H24V33H23ZM116 35V34H115ZM186 35V34H185ZM25 36H27V38L29 37V35H26L25 34ZM48 36V35H47ZM46 36V37H47ZM59 36V35H58ZM114 36V35H113ZM117 36H119V33H118V35ZM193 36V37H194ZM235 36H236V34H235ZM18 37H21L20 35L18 36ZM24 37V36H23ZM30 37H31V34H30ZM29 37V38H30ZM46 37H45V39H46ZM76 37V36H75ZM78 37H80L81 38V36L79 35ZM130 37V36H129ZM204 37V38H203ZM237 37V36H236ZM22 38V37H21ZM28 38V39H29ZM35 38H37V36L35 37ZM39 39H40V36L38 37ZM44 38V37H43ZM42 38V39H43ZM49 38V37H48ZM72 38V37H71ZM239 38H240V36H239ZM239 38H235V39H239ZM243 37H241V39H242ZM32 39H34V36H33V38ZM32 39H31V42H32ZM78 39V38H77ZM137 39V38H136ZM245 39V38H244ZM247 39V38H246ZM20 40V39H19ZM35 40V39H34ZM33 40V41H34ZM71 40V39H70ZM75 40H76V38H75ZM240 40V39H239ZM24 41H25V39H24ZM242 41V40H241ZM249 41V40H248ZM29 42V41H28ZM37 42V41H36ZM36 42H32L33 44L34 43H36ZM43 42H45V41H43ZM43 42H41L42 44H43ZM31 43V45L30 46H32L33 44ZM18 44H20L21 46V49L19 48V46H18ZM41 44V45H42ZM70 44V43H69ZM76 44V43H75ZM115 44V43H114ZM24 45H26V44H24ZM27 45H29V43H27ZM67 45V44H66ZM65 45V46H66ZM73 45H74V43H73ZM72 45V48L74 47ZM36 49H37V44H36V46L35 45H33ZM32 46V47H33ZM43 46V45H42ZM41 46V47H42ZM70 46V45H69ZM76 46V45H75ZM196 46V45H195ZM33 47V48H34ZM71 47V46H70ZM91 47V46H90ZM219 47V46H218ZM33 48H30L31 50L33 49ZM34 48V49H35ZM65 48V47H64ZM196 48V47H195ZM25 49H27L28 50V47L26 46L25 47ZM35 49V50H36ZM70 49V48H69ZM90 49V48H89ZM77 50V49H76ZM92 50H95L94 48L92 49ZM85 51H87V50H85ZM28 53H29V50L27 51ZM32 52H34V51H32ZM57 52V51H56ZM75 52V51H74ZM93 52V51H92ZM48 53V52H47ZM55 53V52H54ZM58 53V52H57ZM68 53V52H67ZM71 53H72V50H71ZM83 53V52H82ZM82 53H80V54H82ZM89 53V52H88ZM243 53V52H242ZM25 54V53H24ZM24 54H23V56H24ZM27 54V53H26ZM35 54V56H37L36 55V52L34 53ZM62 54H64V53H62ZM61 54V55H62ZM70 54V53H69ZM73 54V53H72ZM195 54V53H194ZM49 57H50V54H47ZM54 55V54H53ZM52 55V56H53ZM58 55V54H57ZM76 55V54H75ZM88 55H90V54H88ZM87 55V56H88ZM169 55V54H168ZM6 56V57H7ZM63 56H65V54L63 55ZM74 56V55H73ZM72 56V57H73ZM192 56V55H191ZM202 56H203V58H202ZM9 57V56H8ZM29 57V56H28ZM55 57H56V54H55ZM62 57V56H61ZM70 57V56H69ZM75 57V56H74ZM193 57V56H192ZM242 57H244V56H242ZM25 58H27L26 57V55H25ZM53 58H54V56H53ZM52 58V59H53ZM59 58V57H58ZM94 58V57H93ZM217 58H219V57H217ZM45 59V60H44ZM44 59H42V60H44V61H46V58H44ZM51 59V60H52ZM55 59V58H54ZM60 59H63V57L62 58H60ZM67 59V61L69 60L68 58H66ZM71 59V58H70ZM74 59H76V57L74 58ZM83 59H85V58H83ZM95 59V58H94ZM98 59V58H97ZM96 59V60H97ZM174 59V58H173ZM192 59V58H191ZM244 59V58H243ZM256 60H257V58H255ZM51 60H50V62H48V64H47V67H48V65H50L51 64ZM95 60V61H96ZM187 60V59H186ZM189 61V63H191L192 62V64L194 65V63H195V65H196V62H193V61H195L194 59H192V61H190V59H188ZM215 60V59H214ZM41 61V60H40ZM44 61H43V63H44ZM53 61V60H52ZM63 61V60H62ZM91 61V60H90ZM89 61V62H90ZM95 61H93V62H95ZM111 61L112 60H110V63H111ZM223 61V60H222ZM24 62V63H23ZM32 62V61H31ZM34 62V61H33ZM32 62V63H33ZM35 62H36V60H35ZM77 62V61H76ZM79 62H81V60L79 61ZM224 62V61H223ZM249 62V61H248ZM247 62V63H248ZM253 62H254V65H256L257 63L258 64H260L259 63V61L257 60V61H255V60H253ZM256 62V63H255ZM31 63V64H32ZM39 63V62H38ZM38 63H36L37 65V67H40V65H42V64H38ZM50 63V64H49ZM64 63H66V62H64ZM63 63V64H64ZM99 62H97L96 64H98ZM108 63V62H107ZM109 63V64H110ZM216 63V62H215ZM28 64H29V62H28ZM31 64H30V70H31ZM69 64H71L70 62H69ZM83 64H85V63H83ZM82 64V65H83ZM91 64V63H90ZM89 64V65H90ZM191 64V65H192ZM201 64V65H200ZM218 64V63H217ZM66 65V64H65ZM93 65V64H92ZM94 65H95V63H94ZM187 65H189V64H187ZM213 65H214V63H213ZM218 65H220V64H218ZM217 65V67L219 68V66ZM248 65V64H247ZM25 66H27V64L25 65ZM35 66V65H34ZM43 66H45V65H43ZM43 66L42 67H40V69H43ZM51 66V65H50ZM197 66V67H198ZM216 66V65H215ZM46 67V66H45ZM55 67L56 66H54V68L52 67V70L53 71H56V69H55ZM62 67V66H61ZM66 67H67V65H66ZM70 67V66H69ZM82 67V66H81ZM81 67H79L78 66V69L79 68H81ZM89 67V66H88ZM92 67V66H91ZM95 67V66H94ZM190 68L192 67L193 68V66H189ZM194 67H196V66H194ZM199 67L197 68V69H199ZM222 67V66H221ZM243 67V66H242ZM256 67H259L258 65L256 66ZM7 68V67H6ZM25 68V67H24ZM36 68V67H35ZM34 68V69H35ZM87 68V67H86ZM175 68V67H174ZM189 68V69H190ZM246 68V67H245ZM48 69V68H47ZM77 68L75 67V70H76ZM77 69V70H78ZM90 69V68H89ZM95 69H97V67L95 68ZM94 69V70H95ZM105 69V68H104ZM171 69V68H170ZM194 69V68H193ZM196 69V70H197ZM204 69V70H203ZM251 69V68H250ZM263 69V68H262ZM261 69V70H262ZM2 70V69H1ZM35 70H37V68L35 69ZM38 70H39V68H38ZM37 70V71H38ZM46 70V69H45ZM50 70V67H49V69L47 70V72ZM68 70V69H67ZM76 70V73H75V71L72 73V77L74 78V73L76 74L75 76H76V80H77V76L79 75L78 73L80 72L81 73V71H82V74L80 75L81 76V78L82 77H87L89 74H92V68H91V70H89V71H87V72H84V76H83V71L84 70H82V68L80 69V71L78 72ZM102 70V69H101ZM107 69H105V71H106ZM172 70H174L173 68H172ZM172 70H170V71H172ZM191 70V69H190ZM242 70H243V68H242ZM260 70V68L258 69L257 68V71H259ZM3 71V70H2ZM32 71V70H31ZM35 71V74L34 75H36L37 77H39L40 75L39 74H37L38 72H40V71ZM65 71V70H64ZM85 71H86V69H85ZM96 71V70H95ZM95 71H93V72H95ZM98 71V70H97ZM178 71V70H177ZM180 71V70H179ZM215 72L214 74H213V72ZM30 71H28L27 69H24L23 70V67H22V69H21V71H20V74H23V75H25L26 76V82H25V84L23 83V87H18V85L16 84V82L15 83H13V84H5V83H3L2 81H1V75H0V96H2V98H4V99H2V100H5V102H6V106L4 105V107H6V112H5V114H4V116H2V118H1V116H0V151H8V149H9V146H7V143L9 142V140L11 139V137H13V136H15V134H16V130L17 129H20V128H23L24 126H26L27 128L29 127V128H33V129H35V127H40V128H42V130H46L48 133V135H50V137L52 138L51 140H54V141H56V145H54V146H57V147H55V152H49V146L51 145V148H52V144L54 143L55 144V142H53L52 144L51 143H48L47 142V144H50L49 146H47V147H49L48 149H46L47 151H45L46 153H45V156H43V157H41L40 158V160H39V164L43 167V169H44V171L46 172L45 174H46V176H44L43 178H38V179H30V180H21V179H19L18 178V174H17V169L14 167V166H10L8 169L9 170H4L1 166H0V264H136V262H135V260L137 259V257L140 255V253L141 252H143L145 249H147V247H148V238L150 239V241H156L157 239H158V237H161V238H163V239H165V240H167V239H169V236L171 235V233L172 232H174V231H172V232H170V230H171V228H169V227H171L170 225H171V223L172 222H174V221H176L177 219H181V214L182 213H184L185 211H183V209L182 210H178L179 211V213H181L180 214V216H179V213H178V211L176 210V212H175V210L174 209H178V207H180L181 205L179 204L176 208H174L173 209V207H166L165 205L166 204H168V202L170 201V200H172L171 198L174 196H172L171 198H170V200L169 201H167L168 199H169V197L168 198H165L166 199V201H165V199L163 200V198H160V197H163L162 196V189H160V187H161V185L160 184H158V183H153V181H154V176H155V173L154 172H151L150 173V171H148V169L149 168H147V167H150V166H148V163H151V162H146V160L147 161H149V160H151V158H153V160L155 159H158L159 161L161 160V158L159 159V157L162 155V153L161 152H163V151H165V150H163V151H161V150H158V147L160 146L159 144H161V140H164L165 138L168 140V138H170L169 139V143L171 144V134H173L171 131L172 130H174V128H172V130H170L169 132H171V134L169 133V136L170 137H167L168 135H167V133H168V127H170V125H168V124H165V128H166V130H167V133H166V135H165V133L163 134V132H165V131H163V132H161L160 131V127H163V125H158V132L157 133H154V134H152L154 131L156 132V129L154 128V127H156V126H154L153 124H147V123H149L148 122V120H150V118L148 119V117L149 116H147L145 113H146V108L145 107H147V104H146V99L144 100L143 99V101H141L142 99L141 98H139V97H137V96H139V95H135V93L134 94H132L133 95V98L132 99H134V95H135V97H137L136 99L138 100H140V104L141 103H143V105H145V106H143L142 105V107H143V109L145 108L146 110H144L145 112H143L142 111V113L140 114V112L138 113V114H140V115H142V117L141 118H143V114H145V116H147L146 117V124H147V126H146V124H145V128L144 127H141V126H139V127H137L138 126V124H139V121H138V123L136 122L135 123V126L134 127H131V128H133L134 129V131H137L138 132V130H137V128H139V129H141V128H144V129H146V127H149V128H147V130H150V129H152V130H154L153 132H151L149 135L151 136V134H152V136H153V139H154V137L155 136H161V138L159 137L158 139L157 138H155L154 139V144L156 145V147H157V150L155 149V148H153V149H155L156 151H157V153H158V151H159V155H160V153H161V155L159 156H157L156 154V152H154V154L156 155V157L157 158H155V157H153V152L152 151H154V150H152V148L150 149V150H152L151 151V153H149V157H150V154H153L150 158H149V160L148 159H146V158H144L143 156H145V155H143L142 157H143V159H141L142 157H141V155H142V153L144 154V151H147V150H145L144 148H142V147H139L138 148V145L139 146H141L140 144H142L143 145V147H144V145H148L149 143H147L148 142V140H150V139H148L147 141H146V138L144 139L145 141H146V143L147 144H143V143H141V142H139V140L140 141H142L141 140V138H144L145 136H147V134L145 135H143V133H142V135H141V137H138L137 135H138V133L137 132H134L133 134L135 135V133H136V137H137V139H139L138 141H137V139L135 138V136L133 135V139H135V141H137L138 142V144H136V143H134V144H136L137 145V147H135L134 146V144H133V141H131V144H133V146H132V151L133 152H135V150L134 149H136V153H135V157H134V153H130V155L131 154H133L132 155V157H134V159L136 158V155L138 156V154L140 155L139 157H138V159L136 158V164H132L131 163V165H130V167H129V171H128V175L130 176V178H132V180L134 181V182H137L139 185H141V194H137V195H134L132 198H130V196H120V195H117V194H113L114 192H113V182H114V180L116 179L115 178V173H116V171H115V167H114V165L112 164V162H111V160H112V157L114 156V152H112V149H113V146L111 147L112 149H109L110 147H107V143L109 144L110 142H107V143H105L104 145H106L105 147L104 146H102L101 145V143H99L98 142V147L100 148V149H98V147L97 148H92L93 147V145L92 144H94L95 146H96V144L97 143H94L95 141H96V139H94L93 141H91V142H93V143H88L87 142V144H85L83 141H81L82 143H84L86 146H84L83 148H85V150L84 149H80V146L82 145V143L80 142V141H78V140H76V141H72L70 138H68L67 139V137L66 138H64L65 136H63V133L64 132H68L69 131V129L72 127V128H74L73 127V121H75V120H71V122H70V119H68L70 116H71V113H77V112H79V110L77 109V108H82L81 106L80 107H77V106H75V107H71V104L70 103H72L73 104V102L75 101V100H77V99H74V101H69L68 102V104H65V106H64V103H63V101L62 100H64V98L62 97V93L60 92V94H59V91H62L61 90V88H62V86H61V83H62V81H65V80H62L61 78H60V80H61V83H55L54 84V82H56V81H58V76H57V78L58 79H56V81H55V79H54V75H55V73H53V72H50V73H52V75H53V77L51 76V75H49V74H45V76L44 77H42V80H45V79H47L48 78V81H50V83H51V81L52 80H54V82L53 83H51V85L52 86H50L49 84H45L44 83V85L45 86H43L42 84H38L37 83V85H38V87H37V85H35L36 84V82H38V80H39V83H42V82H40V79H37L36 81H35V83H34V80L32 79V76L30 77V75L29 74H31V73H29ZM46 72V73H47ZM88 72H90V73H88ZM99 72L100 71H98V74H99ZM169 72V71H168ZM176 72V71H175ZM193 72H194V70H193ZM206 72V71H205ZM261 71H259V77H260V79L263 77H261V75H262V72L260 73ZM3 73V72H2ZM44 73H45V71H44ZM49 73V72H48ZM65 73V72H64ZM63 73V76L65 75ZM86 73H88V75L86 74ZM96 73V72H95ZM170 73V72H169ZM172 73V72H171ZM171 73L169 74V75H171ZM207 73V74H208ZM217 73V77L215 76V74ZM224 76V80L222 81L221 80V82L222 83H225L226 85H222V86H220L221 84L219 83V76L221 75V74ZM11 74H10V78H12L11 77ZM33 74V73H32ZM56 74H58V73H56ZM67 74L69 75V72H67ZM67 74L65 75V78H66V76H67ZM94 74V73H93ZM101 74V73H100ZM99 74V75H100ZM203 74V77H204V75H207V74H205V73H202ZM220 74V75H219ZM46 75H47V78H46ZM59 75V74H58ZM97 75V74H96ZM95 74H94V76H95V79L94 80H96L97 79V77L98 76H96ZM102 75H104V74H102ZM166 75V74H165ZM175 75H177V76H175ZM175 75H173V76H175V78H176V80H177V77H178V74H175ZM193 75V74H192ZM192 75H190V76H192ZM219 75V76H218ZM228 75V76H227ZM15 76V75H14ZM48 76H50V78H52L51 80H49L50 78L48 77ZM91 76H93V75H91ZM94 76L93 77H91V80H93L92 78H94ZM185 76V75H184ZM19 77V76H18ZM34 77V76H33ZM36 77V78H37ZM62 77V76H61ZM71 77V76H70ZM70 77H68V78H70ZM70 78L71 79V81L73 80V84L70 82V79H68L67 81L68 82H70L69 84L71 85L70 87H69V85L68 86H66L67 88H66V92L67 93H69L70 92V94L71 95H74L75 93L74 92H78L79 90H80V88L78 89V86H80L81 84H82V86H83V83L84 82H86V81H82V79H81V81H79V80H77V82L80 84V82H82L80 85L78 84H75V78L73 79V78ZM85 77V78H86ZM101 77L102 76H99L98 77V79L99 80H101ZM207 77V76H206ZM221 77V76H220ZM36 78H34V79H36ZM56 78V77H55ZM167 78V77H166ZM169 78V77H168ZM223 78V77H222ZM8 79V78H7ZM20 79V78H19ZM87 79H90V77L88 76L87 77ZM86 79V80H87ZM169 79H173V78H169ZM219 79V80H218ZM263 79V78H262ZM33 80V81H32ZM205 80V79H204ZM229 80V79H228ZM47 81V82H48ZM138 81V80H137ZM173 82H174V79L172 80ZM179 80H177V82H178ZM195 81V80H194ZM207 81V80H206ZM20 82V81H19ZM46 82V81H45ZM60 82V81H59ZM66 82V81H65ZM88 82H89V80H88ZM98 82V81H97ZM100 82V81H99ZM98 82V83H99ZM176 82V81H175ZM168 83H170V82H168ZM186 83V82H185ZM202 83V82H201ZM20 84V83H19ZM59 86V84H60V87H58L57 85ZM62 84H64V83H62ZM92 84V83H91ZM101 84V83H100ZM176 84V83H175ZM220 84V85H219ZM40 85V86H39ZM85 85V84H84ZM88 85H89V83H88ZM93 86H95V84L93 83L92 84ZM263 85V84H262ZM43 86V87H42ZM54 86H57V87H54ZM65 86H63L64 88H65ZM76 86H77V88H76ZM82 86H80V87H82ZM93 86H91V87H87L86 85H85V87H84V89H81V93H79L78 92V94H83V90H84V93H87V92H90V89H88V88H93ZM102 86V85H101ZM135 86V85H134ZM171 86V85H170ZM177 86V85H176ZM86 87H87V89L88 90H86ZM100 87V86H99ZM145 87V86H144ZM172 87H173V85H172ZM200 87H202V86H200ZM230 87V86H229ZM77 90H76V89ZM96 89H98V87H95ZM100 88H102V87H100ZM174 88H175V86H174ZM63 89V88H62ZM135 89V88H134ZM228 89H231V87L230 88H228ZM93 90V89H92ZM91 90V91H92ZM101 90H103V88L101 89ZM204 90V89H203ZM226 90V89H225ZM65 91V90H64ZM71 91L73 92V93H71ZM87 91V92H86ZM94 91V90H93ZM93 91H92V96L93 95H95V94H97V93H93ZM96 91H98V90H96ZM95 91V92H96ZM193 91V90H192ZM196 91V90H195ZM254 91H257V90H254ZM77 92H76V95H78L77 94ZM103 92V91H102ZM201 92H202V90H201ZM63 93H65V92H63ZM66 93V94H67ZM91 93V92H90ZM139 93V92H138ZM142 93V92H141ZM206 93V92H205ZM254 93H256V92H254ZM259 93V92H258ZM137 94V93H136ZM201 94V93H200ZM61 95V97L62 98H59V96ZM142 95V94H141ZM140 95V96H141ZM187 95V94H186ZM196 95V94H195ZM252 95H255V94H253L252 93ZM177 96V95H176ZM216 96V97H215ZM258 96V95H257ZM68 97H69V95H68ZM67 97V98H68ZM75 97V96H74ZM73 96L72 97H70V98H74ZM78 97L80 98L81 96L80 95H78ZM83 97V96H82ZM132 97V96H131ZM144 96H142V98H143ZM200 97V96H199ZM202 97V96H201ZM65 98H66V95H65ZM75 98H77V96L75 97ZM98 99V98H100L99 96H98V98H96V95H95V97L93 96V99ZM119 98V97H118ZM204 98V97H203ZM210 98V97H209ZM60 99H62V100H60ZM131 99V100H132ZM176 99V98H175ZM223 99H224V97H223ZM226 99V98H225ZM67 100V99H66ZM69 100V99H68ZM81 99H79V100H77V102L78 101H80ZM101 100V99H100ZM102 100H104V99H102ZM107 100V99H106ZM136 100V101H137ZM173 100V99H172ZM188 100V99H187ZM186 100V101H187ZM202 100V99H201ZM204 100H205V98H204ZM222 101V99H219V101ZM251 100V99H250ZM252 100H256V99H253V96H252ZM60 101H62V103L60 102ZM94 101V100H93ZM92 101V102H93ZM133 101V100H132ZM145 101V102H144ZM183 101H185V99L183 100ZM190 101H194L193 99L192 100H190ZM203 101V100H202ZM210 101H212V100H210ZM215 100H213L212 101V104H213V102H214ZM220 101V102H221ZM91 102V103H92ZM95 103L97 102V101H94ZM134 102V104L136 105V103H135V101H133ZM181 102V101H180ZM198 100L196 101V105L198 106L199 105V103L200 102H198ZM216 102V101H215ZM214 102V103H215ZM254 102V101H253ZM2 103V102H1ZM61 103V104H60ZM75 103H76V101H75ZM78 103H80V102H78ZM78 103L76 104V105H78ZM101 103V102H100ZM139 102H137V105H139L138 104ZM190 104H187L188 105V108L186 107V109H187V113H189L188 112V110L192 107V106H194L195 104V101L194 102H189ZM191 103H193L192 104V106H191ZM249 103H251V102H249ZM62 104H63V106H62ZM93 104V103H92ZM97 104V103H96ZM207 104V103H206ZM218 104V103H217ZM221 104H224L223 102H221L219 105H221ZM253 105H254V103H252ZM68 107H67V106ZM80 105V104H79ZM136 105V106H137ZM162 105V104H161ZM175 105L177 106V107H175ZM174 105V107H175V109L176 110H179V105H177V104H175ZM250 105V104H249ZM255 105H256V103H255ZM94 106V105H93ZM99 106V105H98ZM133 106V105H132ZM179 106V107H178ZM183 107H184V105H182ZM189 106H190V108H189ZM201 106V105H200ZM199 106V107H200ZM204 106V105H203ZM213 106H214V104H213ZM218 106V105H217ZM221 106H223L224 107V105H221ZM251 106V105H250ZM3 107V108H4ZM68 110V108H69V111L70 110H73L74 111V108H76L77 109V112H71L70 114H68L67 112H69V111H63V109L65 110V108ZM135 107V106H134ZM134 107H132V108H134ZM141 107V108H142ZM167 108H168V106H166ZM174 107H171V108H173L174 109ZM197 108V107H194V109L195 108H197V109H199V110H201L202 109V107L201 108ZM209 107V106H208ZM220 107V106H219ZM2 108V109H3ZM72 108V109H71ZM105 108V107H104ZM116 108V107H115ZM138 108V107H137ZM159 108V107H158ZM182 107H180V111L182 112V111H184L183 109H185V108H182ZM193 108V107H192ZM190 109L189 111H193V109ZM205 108V107H204ZM203 108V109H204ZM207 108V107H206ZM217 108V107H216ZM222 108V107H221ZM253 108H254V106H253ZM259 108H260V106H259ZM258 108V109H259ZM140 109V108H139ZM138 109V110H139ZM142 109V110H143ZM149 109H150V107H149ZM173 109L171 110V111H173ZM185 109V110H186ZM208 109V108H207ZM256 109V108H255ZM97 110H98V107H97ZM106 110V109H105ZM136 110V109H135ZM168 110V109H167ZM213 110V109H212ZM62 113H61V112ZM81 111V110H80ZM83 111V110H82ZM108 111V113H109V110H107ZM162 111V110H161ZM170 111V110H169ZM171 111H170V113H171ZM209 111V110H208ZM67 113L68 115H69V117H65L66 115H64L63 113ZM90 112H92L93 114H95L93 111H91L90 110ZM99 112H100V110H99ZM136 112V111H135ZM153 112V111H152ZM159 112V111H158ZM163 112V111H162ZM165 112V111H164ZM168 111H166V113H167ZM177 112V111H176ZM185 112V111H184ZM189 113V115H192V114H194V113H196V112H198V111H193V113ZM200 112V111H199ZM198 112V114L196 113V114H194L193 116H195V118L197 117L198 118V116L197 115H199V114H201L202 113V111H201V113H199ZM107 113V112H106ZM111 113V112H110ZM133 114H135L134 112H132ZM161 113V112H160ZM163 113V115H165L164 116V119H166L167 117H166V115L167 114H169L170 115V113ZM173 113H174V111H173ZM179 113V112H178ZM185 114V115H188V114ZM209 113H212V112H209ZM151 114V113H150ZM175 114V113H174ZM174 114L172 115L173 116V119L176 121L177 120V118H178V116H177V114H176V116L177 117H175L174 116ZM182 114V113H181ZM180 114V117L182 116ZM203 114V113H202ZM221 114H223V113H221ZM73 115V114H72ZM80 115H83V117H84V115H86V112L85 113H83V114H80ZM79 115V116H80ZM152 115V114H151ZM155 115V114H154ZM158 115V114H157ZM162 113L161 114H159V116L161 117V118H163L162 116ZM169 115H167V116H169ZM183 115H184V113H183ZM206 115H207V113H206ZM76 116H77V114H76ZM75 116V117H76ZM201 116H203V115H201ZM208 116V115H207ZM82 117V118H83ZM91 117H92V115H91ZM100 117V116H99ZM99 117H97V119H100ZM133 117L135 118L136 116H132V119H133ZM179 117V118H180ZM185 117H188V116H185ZM209 117V116H208ZM223 117H225V116H223ZM70 118H73V116H71ZM78 119L80 118V117H77ZM77 118H76V120H77ZM92 118H94V117H92ZM155 118H157V116L155 115ZM154 118V119H155ZM160 118V119H161ZM176 118V119H175ZM191 118H194V117H192V116H189L187 119H185V120H183V117L182 118H180V122L183 120V121H186L187 120V122H185V123H190L191 122V124L193 123V120H190ZM73 119H75V118H73ZM81 119V118H80ZM95 119V118H94ZM136 119V118H135ZM138 119H140V116L138 117ZM157 119H159V118H157ZM159 119V121L161 122V120ZM163 119V120H164ZM169 119V118H168ZM168 119H167V121H168ZM182 119V120H181ZM199 119V118H198ZM202 119H204V118H202ZM201 119V120H202ZM224 120H225V118H223ZM134 120V119H133ZM172 120V119H171ZM174 120H173V122H174ZM188 120H189V122H188ZM79 121V120H78ZM136 121H137V119H136ZM142 121H143V119H142ZM194 121L196 122V121H198V120H196V119H194ZM203 121V125H205L206 123H205V119L204 120H202ZM209 121V120H208ZM212 121V120H211ZM76 122V121H75ZM135 122V121H134ZM155 123L156 121L155 120H153V121H151L150 123ZM157 122H158V120H157ZM163 122H166V120L165 121H163ZM172 122V123H173ZM194 122V123H195ZM210 122V121H209ZM162 123V122H161ZM167 123V122H166ZM170 123V122H169ZM171 123V124H172ZM176 123V122H175ZM205 123V124H204ZM216 123V122H215ZM137 124V125H136ZM157 124V123H156ZM176 124H180V123H176ZM175 124V125H176ZM200 124V123H199ZM212 124V123H211ZM223 124H224V126H225V123H224V121H223ZM75 125H76V123H75ZM134 124H133V121H132V126H133ZM140 125V124H139ZM149 125V126H148ZM152 125H153V127H152ZM166 125H168V127H166ZM174 125V126H175ZM177 125V126H178ZM183 125V124H182ZM182 125H180L182 128H183V126ZM189 125V124H188ZM201 125V124H200ZM218 125V124H217ZM172 126V125H171ZM177 126H175V127H177ZM210 126V125H209ZM209 126H207V125H205V127H206V134H203L204 135V137H206L205 135H209V134H207V133H209L208 131H207V127H209ZM135 127H137V128H135ZM141 127V128H140ZM152 127V128H151ZM179 127V126H178ZM178 127H177V129H178ZM180 127V128H181ZM187 127H189V126H187ZM192 127H195V126H192ZM197 127H202V126H197ZM39 128V129H40ZM154 128V129H153ZM184 128H186V127H184ZM210 128V127H209ZM209 128H208V130H209ZM225 128V127H224ZM144 129H142V130H144ZM163 129V128H162ZM195 129V128H194ZM210 129H212V127L210 128ZM214 129V128H213ZM32 130V129H31ZM41 130V129H40ZM141 130V131H142ZM165 130V129H164ZM187 130V132L189 131L188 129H186ZM226 130V129H225ZM259 130H260V128H259ZM133 131V130H132ZM145 131V130H144ZM162 133V134H160V132ZM180 131H181V129H180ZM196 131H198V129L196 130ZM199 131H201L200 129H199ZM223 130H221V131H219L220 133L222 132ZM43 132V134H45L46 132L45 131H42ZM173 132H175L176 133V131H173ZM185 132V131H184ZM183 132V133H184ZM192 132V131H191ZM191 132H190V134H191ZM202 132H204V131H202ZM216 132V131H215ZM33 133H35V131L33 130V131H30V133H28V134H25V135H27L28 137L29 136H31V137H34V134ZM181 133H182V131H181ZM205 133V132H204ZM226 133H227V130H226ZM139 134H141V132L139 133ZM156 134V135H155ZM186 134V132L183 134V135H185ZM189 133H188V135H190ZM193 134V133H192ZM196 134V133H195ZM194 134V135H195ZM199 134L201 135V133L199 132ZM199 134H198V136H199ZM223 133H221V135H222ZM46 135V134H45ZM149 135H148V137H149ZM165 135V137H163ZM177 135V134H176ZM179 135H180V132H179ZM178 135V136H179ZM224 135V134H223ZM222 135V136H223ZM140 136V135H139ZM173 136H174V134H173ZM177 136V137H178ZM181 136H182V134L180 135V138H181ZM49 137V136H48ZM54 137H55V139H54ZM147 137V138H148ZM177 137L175 138V139H177ZM183 137H185V136H183ZM201 137H203V136H201ZM203 137V138H204ZM150 138V137H149ZM163 138V139H162ZM198 138V137H197ZM197 138L195 139L196 141H197ZM202 138V139H203ZM222 138V137H221ZM47 139V138H46ZM50 139V138H49ZM65 139H67V141L65 140ZM159 139H160V142H157V143H155L156 141H159ZM186 139V138H185ZM189 139V138H188ZM206 139V138H205ZM204 139V140H205ZM68 140H69V142H68ZM70 140H71V142H70ZM144 140H143V142H144ZM167 140H165V142L167 141ZM174 140V139H173ZM181 140V139H180ZM8 141V142H7ZM46 141V140H45ZM110 141V140H109ZM134 141V142H135ZM186 141H188V140H186ZM199 141H200V139H199ZM206 141H208V140H206ZM205 141V142H206ZM212 140H210V142H211ZM75 142V143H74ZM76 142H78V143H76ZM81 144H80V143ZM90 142V141H89ZM97 142V141H96ZM100 142H102V144L104 143L102 140H100ZM150 142V141H149ZM173 142V141H172ZM177 142V141H176ZM175 142V143H176ZM181 142H183L182 140H181ZM181 142H179V143H181ZM194 142V141H193ZM59 143V144H58ZM60 143H63V148H58L59 146H61L60 145ZM70 143V144H69ZM164 143V141L162 142V146L164 145L163 144ZM168 143V142H167ZM167 143H166V147L164 148V149H166L167 150V148H168V150L170 151V149H169V147H167V146H169V145H167ZM174 143V144H175ZM179 143L177 142V146L178 147H180L181 146V144L179 145ZM79 144V145H78ZM91 144V145H90ZM173 144V143H172ZM171 144V145H172ZM173 144V145H174ZM195 144V143H194ZM159 145V146H158ZM170 145V146H171ZM176 145V144H175ZM175 145L172 147L173 149H176L175 148ZM212 145V144H211ZM61 146V147H62ZM92 146V147H91ZM100 146H102V147H104V148H108L111 152H112V154H108V152H106V151H104V152H102V150H103V148H102V150H101V147ZM109 146V145H108ZM148 146H150V144L148 145ZM147 146V147H148ZM198 146V145H197ZM233 145L231 144V147H232ZM46 147V148H47ZM134 147V148H133ZM146 146H145V148H147ZM153 147H155L154 145H153ZM115 148V147H114ZM140 148H142V149H144V151L142 152L141 150H140V152L139 151H137V149L139 150ZM171 148V147H170ZM148 149V151H149V148H147ZM179 149V148H178ZM54 150V149H53ZM196 150V149H195ZM226 150V149H225ZM231 150H232V148H231ZM80 151L82 152H85V156H82V154H80ZM130 151H131V149H130ZM148 151H147V154H148ZM174 151V150H173ZM178 151V150H177ZM228 151V150H227ZM82 152V153H83ZM100 152H102V153H100ZM105 152L107 153V154H105ZM111 152H109V153H111ZM137 152H139V153H137ZM150 152V151H149ZM165 152H167V151H165ZM164 152V153H165ZM172 152V151H171ZM74 153H76V158L74 157L73 158V154ZM163 153V154H164ZM173 153V152H172ZM172 153H171V155L170 156H172ZM167 154V153H166ZM166 154H164V156L162 155L161 157H163L164 159H165V161L164 162H160V164L159 165H161V166H159V165H157L158 167H155V168H164L165 166H168L167 168L168 169H170V170H168L169 172H171V170L172 169H174L175 167H177V163H179V162H177V161H179L178 160V157L176 156V157H174V158H176V160H172V161H176L175 163L174 162H172L171 161V163H174V164H176V165H174V167H173V164H171L170 163V159H172L171 157H167V158H165V155ZM169 154V153H168ZM175 154V153H174ZM174 154H173V156H174ZM108 155V156H107ZM169 156V155H168ZM229 156V155H228ZM141 157V158H140ZM145 157H147V156H145ZM184 157V156H183ZM141 159V161L140 162H142V163H144V161H145V163L147 164V167H145V166H142V164H140V163H138V161ZM162 158V159H163ZM230 158V157H229ZM228 158V159H229ZM0 159H1V157H0ZM133 158H131L130 160L132 161V160H134ZM166 159L168 160V161H166ZM138 160V161H137ZM142 160H144V161H142ZM135 161V160H134ZM152 161V160H151ZM157 161V160H156ZM159 161L158 162H156V164H158L159 163ZM163 161V160H162ZM153 162H155V161H153ZM167 162H169V164H171L172 165V167H169L170 165H168V164H166ZM231 161H229V163H230ZM161 163H163V165L165 164V166H163ZM233 163V162H232ZM140 164V166H142V168H145L143 171H148V173H147V171H146V173L145 172H143L142 171V169L140 170L139 169V167L140 166H138ZM117 165V164H116ZM152 165H153V167H154V164L152 163ZM231 165V167L234 165V169H235V174L238 176V186H239V188H238V186H237V188L240 190V191H238V193L240 192V194H238V196L235 198V202H237V206L238 207H240L239 209V214L241 215H239L238 214V216H237V214H236V216L237 217H239V219H237V217L235 216V214H234V216H235V219H237V220H235V222L236 221H239L238 223H235L237 226H239V223H240V226H239V228L241 227V229L243 228V230L245 231V233H247V236H246V238H248V242H249V245L251 246L252 244H250L252 241L256 244V247H257V249L259 250L260 249V245H261V240H258V234H257V230L255 229V225H254V216H253V210L252 209H250V202H249V197H247L249 194H247V192H248V190L246 191V189H244V183H243V179L241 180L240 178H239V174H238V167H237V162L235 163H233V165L232 164H230ZM69 168H76L77 169V174H80L84 169H87V170H89L90 171V175L87 177V178H84V177H82V175H78V177H75V178H69V179H67L66 177H61V178H52V177H50V172H56V171H60V172H63L62 170H69ZM147 168V169H146ZM179 168V167H178ZM233 168V167H232ZM151 169V168H150ZM164 169H166V168H164ZM176 169V168H175ZM153 171V170H152ZM159 171V170H158ZM232 171H234L233 169H232ZM162 171H160V173H161ZM11 174V176H9L8 178H5V177H3V174ZM164 173V172H163ZM234 173V172H233ZM141 174H143V177H141L142 179H138L137 180V175H138V177H139V175H141ZM144 174H146L145 175V177H144ZM179 174H180V172H179ZM171 175V174H170ZM169 175V176H170ZM166 176H168V174L166 175ZM168 176V177H169ZM156 177V176H155ZM183 178V177H182ZM242 178V177H241ZM244 178V177H243ZM159 180V179H158ZM157 180V181H158ZM161 180V179H160ZM155 182V181H154ZM158 182H160V181H158ZM161 182H162V180H161ZM183 182V181H182ZM163 184H164V182H162ZM167 183V182H166ZM113 184V185H112ZM185 184V183H184ZM228 184V183H227ZM237 184V183H236ZM160 185V186H159ZM104 186H108V187H104ZM173 186V185H172ZM175 186V185H174ZM247 186V185H246ZM155 187L157 188V189H155ZM228 187H230V186H228ZM233 187V186H232ZM166 188H168V190H169V185L166 187ZM166 188H165V190H166ZM171 189V188H170ZM185 189H186V187H185ZM188 189H189V187H188ZM193 189V191H195L194 190V188H192ZM198 189V188H197ZM164 189H163V192L165 191ZM197 191V190H196ZM202 191V190H201ZM230 192V191H229ZM202 193V192H201ZM208 192H206L205 194H207ZM231 193V192H230ZM164 194H166V193H164ZM204 194V195H205ZM200 195V194H199ZM208 195V194H207ZM176 196V195H175ZM209 196V195H208ZM208 196L207 197H204L205 199H204V201H207V204H208ZM127 197H129V198H127ZM182 197V196H181ZM215 197V196H214ZM214 197H212L213 199H212V201H209V203L211 202V205L210 206H212V202L214 201ZM226 197V196H225ZM201 198V197H200ZM199 198V199H200ZM203 198V197H202ZM179 199V198H178ZM218 199V198H217ZM220 201H222V200H224V201H226V198H222V197H220ZM233 199H234V197H233ZM233 199H232V201H233ZM183 200H185L184 202H188L189 200H191V199H189V200H186V199H183ZM203 200V199H202ZM230 200V199H229ZM229 200H227L226 202H229ZM177 201V200H176ZM176 201L173 203L174 205H176ZM223 201V207L222 208H224V210H225V207H224V203H226V202H224ZM144 202V203H143ZM170 202H172V201H170ZM182 202V201H181ZM186 202V203H187ZM136 203H143L142 205H138L139 207H141V208H137V209H139L138 211H137V209L135 210V211H137V212H139V211H143L144 213H145V215L147 216V218H146V220L145 221H143V222H145V228H144V230L143 231H141V230H138L137 232L135 231V233H134V235H132V234H130L131 235V238H126V237H123V236H121V234H123L124 236L126 235L125 233H127L128 231H129V229H130V226H131V224L133 223V221L138 217V216H136V215H139V213H141V212H139V213H133V207H134V205L136 204ZM179 203V202H178ZM183 203V202H182ZM181 203V204H182ZM205 202H203V204L202 205H205L204 204ZM232 204H234L233 202H232ZM137 205V204H136ZM170 206H172L171 204H169ZM184 205V204H183ZM185 205H187V204H185ZM194 205V204H193ZM192 205V206H193ZM192 206H187V207H189L190 209L192 208V210H193V207ZM194 206H196V205H194ZM198 206V205H197ZM206 206V205H205ZM183 207V206H182ZM199 207V206H198ZM216 207H217V205H216ZM183 208H185V207H183ZM189 208H188V210H189ZM210 208V207H209ZM229 208V207H228ZM234 208V207H233ZM252 208V207H251ZM205 209L208 211V208L207 207H205ZM192 210H190V212H192ZM211 210H213V209H211ZM214 210H216V208H215V206H214ZM237 210H238V208H237ZM181 211H183V212H181ZM196 211H198L196 208H195V211L194 212H196ZM209 211H210V209H209ZM216 212V211H215ZM228 212V211H227ZM236 212V211H235ZM235 212H233V213H235ZM188 213V212H187ZM200 213V212H199ZM229 213H230V211H229ZM196 214V213H195ZM226 214V213H225ZM143 215V214H142ZM145 215H143V217L145 216ZM192 215V214H191ZM203 215V214H202ZM224 215V214H223ZM223 215H221L223 218L225 217V216H223ZM252 216H253V219H252ZM134 217H135V219H134ZM173 219H172V218ZM178 217H180V218H178ZM214 217V216H213ZM220 217V216H219ZM227 217L229 218V216L227 215ZM241 217V218H240ZM173 220H171V219ZM186 218V217H185ZM215 218V217H214ZM222 218V219H223ZM228 218H227V220H228ZM234 218V217H233ZM168 219H170L171 221L169 222L170 223V225H169V223H168V225H169V227L168 226H165V225H167V222H164L165 220L167 221ZM184 219V218H183ZM203 219H205L204 217H203ZM207 219V218H206ZM220 219V218H219ZM221 219V220H222ZM192 220H195V219H193L192 218ZM198 220H199V218H198ZM202 220V219H201ZM200 220V221H201ZM224 220H225V218H224ZM162 221H163V223H162ZM178 221H180V220H178ZM203 221V220H202ZM218 221V220H217ZM220 221V220H219ZM204 222V221H203ZM206 222V221H205ZM209 222V224L211 223L210 221H208ZM225 222H227V221H225ZM224 222V223H225ZM176 223V222H175ZM175 223H173V224H175ZM200 223H202V222H200ZM200 223H199V225H200ZM222 223H223V221H222ZM143 224V223H142ZM191 224V223H190ZM194 224H197V223H194ZM194 224H192V226H194ZM208 224V225H209ZM226 224V223H225ZM228 224V223H227ZM144 225V224H143ZM143 225H142V227H143ZM202 225V224H201ZM204 225H206V224H204ZM207 225V226H208ZM230 225V224H229ZM191 226V225H190ZM195 226H197V225H195ZM194 226V227H195ZM227 226V225H226ZM225 226V227H226ZM237 226H236V232H237ZM206 227V226H205ZM209 227V229H211V227L210 226H208ZM207 227V228H208ZM232 227V226H231ZM231 227H228V229H229V234L231 235V232L233 233V231L232 230H230L231 229ZM141 228V227H140ZM173 228V227H172ZM190 228H193V227H190ZM181 229V228H180ZM179 229V230H180ZM188 229V228H187ZM208 229V230H209ZM185 230H186V228L184 229V231H182V233H184L185 235H188V231H186V233H185ZM192 229H190V231H191ZM132 231V230H131ZM204 231V233H205V231H206V229H203L202 231H200V233H202ZM170 232V233H169ZM238 232L240 233V231L238 230ZM243 232V231H242ZM251 232V233H250ZM132 233V232H131ZM181 233V234H182ZM203 233V234H204ZM210 233H212V232H210ZM218 233H219V231H218ZM217 233V234H218ZM149 234H150V236H149ZM250 234H251V236H250ZM179 235V234H178ZM190 235V234H189ZM237 235H239V234H237ZM177 236V235H176ZM181 236V235H180ZM179 236V237H180ZM193 237H191V239H192V241H198L199 240V237L198 236H196V234H194V235H192ZM215 236V235H214ZM224 236V235H217V236H215V237H213V238H215L216 239V241H219L220 242V240H221V242L223 241V244H224V240H226V242H227V246L228 247H232V245H234V247H236L237 248V250L238 251H243V247H245V245L242 247V245H240V243H239V241L237 240V239H235V237H234V240H232L233 241V244L232 245H230L229 246V244H230V242L227 240V239H223L222 237ZM188 237V236H187ZM186 236H185V238H187ZM211 237V236H210ZM216 237H220L221 239L219 240L218 238H216ZM237 237V236H236ZM240 237H242L241 236V234H240ZM240 237H238L240 240L242 239V238H240ZM183 237H181V239H182ZM244 238V237H243ZM173 239V238H172ZM190 239V240H191ZM206 239V238H205ZM215 239H211V242H210V244H218V242H216L215 241ZM233 239V238H232ZM176 240V239H175ZM174 240V241H175ZM177 240H178V238H177ZM183 240V239H182ZM210 240V239H209ZM209 240H208V244H209ZM169 241V240H168ZM173 241V242H174ZM185 241V240H184ZM184 241H183V244H184ZM214 241V242H213ZM175 242H177V241H175ZM182 242V241H181ZM191 242V241H190ZM190 242H189V244L188 245H190ZM221 242H220V244H221ZM243 242V241H242ZM247 242V241H246ZM259 242H260V245H259ZM193 244H194V242H193ZM208 244H206L208 247H209V249H211L212 247V245L210 246V244L208 245ZM219 244V245H220ZM222 244V247H223V250H225L224 249V246H225V244L223 245ZM247 244V243H246ZM187 245V244H186ZM191 245H192V242H191ZM205 245V246H206ZM218 245V246H219ZM193 246V245H192ZM214 246V245H213ZM254 246V245H253ZM171 247H172V245H171ZM185 247V246H184ZM187 247V246H186ZM185 247V248H186ZM196 247V246H195ZM203 247V246H202ZM202 247L200 246V249H202ZM208 247H206V248H208ZM222 247H221V249L220 250H222ZM228 247H227V249H228ZM234 247L232 248V251H229V252H231V254L230 253H228V250H227V252H226V250L225 251H220L218 248H217V250L220 252V254H219V252L215 249L216 247H214V249L212 248V250L214 251V250H216L215 251V254L216 253H218V255L216 254V255H214V258L216 257V256H219V255H223V253L225 252L226 253V255H228V254H230V255H234V254H232L233 253V250H234ZM252 247V246H251ZM178 248H180V247H178ZM225 248H226V246H225ZM229 248V249H230ZM245 249H247L246 247H245ZM203 250V249H202ZM206 250V249H205ZM248 250H250V249H248ZM174 251V250H173ZM211 251V250H210ZM246 251V250H245ZM243 252L242 253V255L243 256H240V253L241 252H239V257L238 258H241V259H239V260H243L242 259V257L244 258L245 256H244V254H247V251L246 252ZM172 252V251H171ZM181 252V251H180ZM197 252V251H196ZM237 252V251H236ZM235 252V250H234V253H236ZM252 252V251H251ZM195 253V252H194ZM200 254L202 253V255H203V253L204 252H199ZM209 253V252H208ZM213 254H214V252H212ZM222 253V254H221ZM255 253V252H254ZM256 253H258L257 251H256ZM256 253H255V255L253 254L252 256H253V258H252V262H253V264H264V256H263V254L262 253H258V255H256ZM199 254V255H200ZM211 254V253H210ZM213 254H212V256H213ZM238 254V253H237ZM236 254V255H237ZM249 254H251L250 252H249ZM186 255V254H185ZM188 255V254H187ZM201 255V256H202ZM205 255H206V253H205ZM205 255H204V257H205ZM225 255V256H226ZM230 255H228V257L230 258ZM184 256V255H183ZM193 256H194V254H193ZM208 256H210V258L212 257L211 255H207L206 257H208ZM224 256V255H223ZM223 256H221V257H219V258H221V259H224L225 258V256H224V258H222ZM238 256V255H237ZM251 256V255H250ZM187 256H185V258H186ZM190 257V256H189ZM195 257H197V255H195ZM194 257V258H195ZM204 257H202V260H203V258ZM226 258V259H229V258ZM247 257L248 256H246L245 258L247 259ZM188 258V257H187ZM186 258V259H187ZM191 258H192V256H191ZM200 258V257H199ZM198 257H197V260L199 259ZM210 258H208V259H210ZM217 258V257H216ZM215 258V259H216ZM232 258L234 259V256H232ZM232 258H230L231 260H229V261H232L233 259ZM237 258V259H238ZM201 259V258H200ZM208 259H206V260H208ZM226 259L224 260L225 261V263H227V264H229L228 263V260H227V262H226ZM248 259H249V257H248ZM211 260H213V258H211ZM210 260V261H211ZM217 260V259H216ZM235 260V259H234ZM239 260H237L238 262H239ZM189 261V260H188ZM188 261H186V262H188ZM199 261V260H198ZM197 261V262H198ZM223 261V260H222ZM224 261H223V263H224ZM244 261V260H243ZM140 262V261H139ZM185 262V263H186ZM202 262V261H201ZM203 262H205V258H204V261ZM217 262H218V260L217 261H215V263L217 264ZM235 262V261H234ZM241 262V261H240ZM244 262H246V261H244ZM244 262H242L243 264H245ZM247 262H249V261H247ZM246 262V264H248ZM199 263V262H198ZM205 263H207V264H209V261L208 262H205ZM232 263V262H231ZM250 264H251V262H249ZM193 264H194V262H193ZM202 264V263H201ZM210 264H213L212 262L210 263ZM220 264V263H219ZM233 264H235V263H233ZM238 264V263H237Z\"/></svg>",
    "mask_w": 264,
    "mask_h": 264
}]
</instances>
